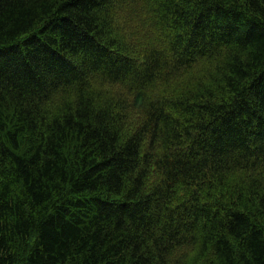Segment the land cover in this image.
Masks as SVG:
<instances>
[{"label":"trees","instance_id":"16d2710c","mask_svg":"<svg viewBox=\"0 0 264 264\" xmlns=\"http://www.w3.org/2000/svg\"><path fill=\"white\" fill-rule=\"evenodd\" d=\"M0 264H264V0H0Z\"/></svg>","mask_w":264,"mask_h":264}]
</instances>
